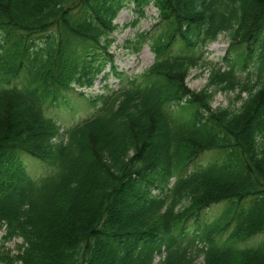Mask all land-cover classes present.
<instances>
[{
    "label": "trees",
    "instance_id": "trees-1",
    "mask_svg": "<svg viewBox=\"0 0 264 264\" xmlns=\"http://www.w3.org/2000/svg\"><path fill=\"white\" fill-rule=\"evenodd\" d=\"M126 3L157 13L153 32L125 45L154 55L132 75L108 53ZM221 34L223 69L205 57ZM206 66V87L191 90L190 70ZM109 73L117 88L77 91ZM218 90L239 105L213 108ZM72 96L93 112L63 126L47 109ZM27 157L48 172L31 176ZM156 254L264 264V0H0V264H156Z\"/></svg>",
    "mask_w": 264,
    "mask_h": 264
},
{
    "label": "rangeland",
    "instance_id": "rangeland-1",
    "mask_svg": "<svg viewBox=\"0 0 264 264\" xmlns=\"http://www.w3.org/2000/svg\"><path fill=\"white\" fill-rule=\"evenodd\" d=\"M156 21L157 13L152 5L144 9L142 16H140L134 10L133 5L129 3H126L125 6L120 10L116 18L114 19L116 29L111 35L114 38V42L111 44L108 50V53L113 58V65L116 71L123 72L127 75H132L143 72L152 64L154 55L150 51L148 44H143L137 53H132L128 48H126L125 45L127 41L135 39L137 33L151 31L152 26L156 23ZM152 32L153 31H151V33ZM227 46V37L223 34L219 35L214 42L208 45L207 53L205 55L206 60L208 62L216 64L219 63L223 69L226 66L225 62L223 61V58L226 54ZM210 66H206L204 68L191 69L186 77V85L194 91H200L204 87H206ZM108 71L109 66L107 65L104 69V72ZM241 72L243 74L245 73L244 71ZM106 85L111 86L113 89L118 87L119 82L116 78L113 77V73H109L108 77L105 80L98 78L91 89L82 90L78 88L77 91H84L83 93L86 96L88 95L96 97L98 93H103L105 91L104 87ZM76 94L78 93L75 92V95ZM240 95L245 96V93H241ZM74 97L75 96H72L69 99V103L64 101L65 106L48 108L47 113L55 117L56 119L58 118L63 126H67L71 123L77 122L81 117H84L87 114L93 112L94 106L88 105L87 103H84ZM238 105L239 96L236 91L218 90L213 95V108L225 106L236 107ZM214 157V154L200 155L195 161H193L192 165L196 166V163H205ZM27 158H30L39 164L33 163L32 161H28ZM27 158H22V160L25 162L27 172L31 176L38 177V175H41L42 172L44 175V173L48 170V165L34 158ZM253 238L245 241L243 243V246L245 247L248 246L247 244L254 243L256 241V238L260 239V236H255ZM18 241L19 240L10 241L7 242L5 245L14 249L15 243ZM160 259L161 256L156 254L154 262L157 264ZM202 263V255L195 256L194 264Z\"/></svg>",
    "mask_w": 264,
    "mask_h": 264
}]
</instances>
